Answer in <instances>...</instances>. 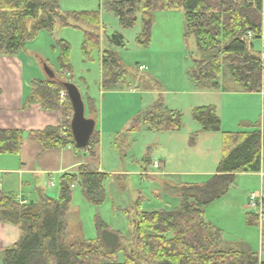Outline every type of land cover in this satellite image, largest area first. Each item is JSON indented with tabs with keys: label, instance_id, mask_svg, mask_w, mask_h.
<instances>
[{
	"label": "trees",
	"instance_id": "1",
	"mask_svg": "<svg viewBox=\"0 0 264 264\" xmlns=\"http://www.w3.org/2000/svg\"><path fill=\"white\" fill-rule=\"evenodd\" d=\"M59 2L0 0V55L17 54L39 31H53L56 26L84 25L83 54L92 48L98 49V14L62 12ZM101 3L116 16L123 29L133 27L140 16L142 31L137 42L142 45L150 40L154 13L182 11L184 39L193 37L198 52V58L192 59L188 70L195 87L219 90L223 70H228L230 81L242 92L263 95L261 120L246 126L245 131L221 132L214 106L194 108L192 119L200 127V133H221V157L215 174L198 185L164 184L162 190L179 201L171 211L145 212L138 203L124 210L131 229L130 240L117 234L119 242L114 248H108L101 240V232L107 230L102 221L96 220L95 240L84 239L79 230L72 233L68 223L71 186L77 185L88 203L101 205L108 174L81 166L77 175L65 174L60 178L57 199L40 194L36 203L26 205L18 204L0 191V222L19 230L18 241L3 252L2 264H261L249 244H226L222 231L205 220L204 209L227 194L238 174L260 171L264 148V0H101ZM255 40H262V52L255 51ZM107 41L111 47H125L119 33H113ZM110 46L100 57L103 91L124 88L128 75ZM68 53V47L62 43L59 72L55 74L49 69L46 79L33 80L25 101L38 103L44 110L60 112L61 124L29 135L46 150L71 147L94 155L99 144V132L95 128L83 148L77 147L71 133L72 108L65 86L72 82L64 75L71 73ZM41 64L45 67L42 61ZM85 98L89 116H93V102ZM132 121L130 133L139 132L142 127L150 131L178 132L182 126L181 114L163 109L160 99L150 109L139 111ZM22 142L21 131L0 130V154H18ZM118 143L116 139L114 145ZM141 161L149 164L146 159ZM144 165L142 170L146 172ZM257 220L256 215H246L249 226H256ZM117 253L123 255L122 263L118 262Z\"/></svg>",
	"mask_w": 264,
	"mask_h": 264
},
{
	"label": "rangeland",
	"instance_id": "2",
	"mask_svg": "<svg viewBox=\"0 0 264 264\" xmlns=\"http://www.w3.org/2000/svg\"><path fill=\"white\" fill-rule=\"evenodd\" d=\"M59 8L60 11L68 13H97L100 21L99 48H92L88 54H83V30L86 29L84 25H80L78 28L56 26L53 31L41 30L35 38L25 42L22 52L25 54L26 51L29 54L26 59L29 64H25V72L27 74L33 73V69L30 67L33 62L36 64V66L33 65V68L35 70L36 67L40 69L42 61L46 67L43 70L46 69L47 72L50 69L57 74L60 70L58 59L61 54L62 43L68 47V62L71 73L66 72L64 75L76 86L83 98L85 118L89 116L85 97L93 102L95 110L93 119L94 117L96 119L95 129L100 131L102 117L105 120L102 132L104 157L107 158V166L109 165V169L114 172L109 174L108 179L104 182L105 200L101 205L88 203L83 198L78 186L72 190L71 211L68 216L69 230L72 233L79 230L84 239L95 240L98 235L96 228V220L98 219L106 225L108 231L118 234L123 239L130 240L131 229L124 210L138 203L140 209L145 212L171 211L176 204V201L162 190L163 186L160 185L159 181L168 180V177L160 175L163 171L154 167L153 161L158 162V158L164 161L168 156L170 159L172 148L178 153L174 156L178 158L185 156L183 158L185 161H193V157L197 155L198 158L202 155L205 156L204 158H208V155L212 153V151L210 153L205 152L201 141L196 149H189L184 144H187L195 127L198 126L192 119L191 112L194 107L192 105H199V102H215L216 99L214 96L192 93L195 91L189 81L187 85L178 88L181 92H168L175 89L176 85L166 79L170 77L167 73L158 70L157 75L164 79L163 81L161 78L153 77L152 79L149 77L147 69H138L140 64L136 63L137 56L135 53L139 52L138 50H156L160 47L165 50H175L177 47H182V52L178 53L182 55L180 61L185 63V65L183 64V76L187 78V71L192 64V59L198 58V52L193 37L184 39L183 34L180 33V18L183 21L182 11L161 13L166 14L162 15L166 17L162 24L160 20L156 19L160 12L154 13V20L156 21L153 22L154 29H151L150 40L147 44L142 45L137 42L142 31L140 16L137 17L133 27L123 29L116 16L103 7L101 0H60ZM115 32L123 36L124 48L111 47L108 44L107 38ZM165 38L168 39L165 40ZM109 46L119 56L128 75L124 88L114 91H100L99 56ZM253 47L255 51H261L262 41H253ZM167 53L173 55L176 51ZM171 62L178 63L179 60L172 59ZM171 67L172 72H176L177 75L179 68H176L175 65ZM160 69L162 70V68ZM179 73L182 75L181 70ZM44 74L48 76L46 73ZM136 76L141 78L133 86L130 79ZM146 78H149V81H144ZM219 83L222 87L233 85L228 70H223ZM144 86L148 87V91L153 92V94L150 92L149 95L141 94L140 91L142 92ZM145 90L147 89L145 88ZM159 99L163 106H174L176 111L181 114L180 132L171 135L168 132H151L142 127L139 132L130 133L128 129L132 125L135 113L139 109L142 111L150 109ZM102 102H104L103 105ZM133 107L140 108L134 110ZM115 138L119 139L117 145H114ZM175 143L178 144L175 146ZM143 155H148L151 163L144 165L141 161ZM219 155V151L216 149L214 159L217 160ZM114 156L117 157V160L114 159L113 162ZM141 165H144L146 172L139 175L137 172L142 170ZM206 179V176H182L178 178V181L201 184ZM261 179L250 175L236 177L234 185L230 187L227 194L208 205L206 214L212 217L214 223L223 229L228 237H246L250 242L254 241L253 243H255L257 237L255 232L257 231L253 227L256 226L246 224L244 218H246L247 213L246 209L243 208L242 210V205H247L251 187H257L258 191L264 190V182L262 183ZM117 260L120 263L123 262L124 257L121 253H117ZM0 264L2 263L0 262Z\"/></svg>",
	"mask_w": 264,
	"mask_h": 264
},
{
	"label": "crops",
	"instance_id": "3",
	"mask_svg": "<svg viewBox=\"0 0 264 264\" xmlns=\"http://www.w3.org/2000/svg\"><path fill=\"white\" fill-rule=\"evenodd\" d=\"M157 13V12H156ZM159 13V12H158ZM166 13L160 12L157 14L158 20L161 24L166 20ZM180 15V14H178ZM162 18V20H161ZM154 20L153 16V22ZM155 23V22H154ZM168 23V22H166ZM183 21L180 18V26L178 21V26L180 28V33L184 36V27L182 28ZM152 29H154L152 24ZM121 35V34H120ZM122 36V35H121ZM123 37V36H122ZM168 38H165L167 40ZM262 41V40H261ZM263 43L261 47L262 52ZM23 51V50H22ZM22 51H19L13 56H3L0 55V130H17L23 133V142L20 147L19 153L16 155L11 154H0V191H3L7 196L13 198L15 202L20 205H26L29 203H36L38 201L40 194H45L46 196L57 199L59 193V181L60 178L65 174L77 175L81 166H89L96 171L104 174H112V169H109L107 166V158L104 157L105 151L103 150V123L105 120H101V128L99 132V144L96 148L95 154L90 155L87 150H74L71 147H65L62 149H51L46 150L42 147L40 142L29 135L32 131H41L47 127H58L61 124V114L58 111L44 110L38 103H27L25 102L29 92L30 84L33 80H44L49 75L46 72V68L40 65V69L36 67L33 68V65L36 66L33 62L30 67L33 69V73L27 74L25 72V64H27V56L29 55L26 51L23 54ZM136 53V63L139 68L148 70L149 77L153 79H160L157 75L158 70L160 72L167 73L172 84L176 85L175 89H172L168 92H181L178 88L183 87L185 84H188V81L192 88L194 89L197 95H210L214 96L215 102H199V105H192L194 108L202 106H214L216 109L217 116L220 119V130L221 132L234 133L239 131L248 130L246 126L259 123L261 120V115L263 112V95L261 93H244L239 87L235 84L231 86L222 87L217 91H208V90H199L195 87L194 83L188 76L187 78L183 76V63L180 61L182 55V47H177L175 50H165L163 47H160L156 50H138ZM173 55H169L167 52H175ZM180 52V53H178ZM102 53V52H101ZM99 56V90L101 88V64ZM25 55V56H24ZM172 59H178V63H172ZM171 62V63H170ZM29 64V63H28ZM176 66L178 69V74L172 72L171 66ZM192 66V64H191ZM190 66V67H191ZM189 67V68H190ZM138 68V69H139ZM162 68V70L160 69ZM140 69V70H141ZM179 70L182 71V75L179 73ZM45 75V76H44ZM172 75V76H171ZM135 78V79H133ZM130 79L133 86L140 81L141 77H133ZM150 78V79H151ZM162 79V78H161ZM149 81V78H146L144 81ZM164 81V79H162ZM129 82V84H130ZM142 88V94L149 95L148 87L144 86ZM138 89V87H136ZM119 90V89H114ZM113 90V91H114ZM226 97V98H224ZM235 97H240L236 98ZM227 99V100H226ZM233 99V100H230ZM225 101V102H224ZM104 102H102L103 105ZM163 105V104H162ZM196 106V107H195ZM140 108V107H133ZM176 107H165L163 109L169 111H176ZM192 109V110H193ZM138 110L135 114H137ZM135 116V115H134ZM133 116V118H134ZM88 118H93V116H88ZM94 124L96 126V119L94 117ZM94 126V128H95ZM145 128V127H143ZM146 129V128H145ZM200 127H195L191 138L188 140L187 145L189 149H196L198 144L202 143L205 152L210 153L208 158L205 156L198 158L194 156L193 161H185L183 158L175 157L174 154L176 151L172 148L170 159L169 156L165 158L164 161L158 158V162L162 166V171L160 175H165L168 177V180L159 181L160 185H180V184H192V183H182L178 181L179 177H200L206 176V181L215 174L217 165L221 157V133H200ZM147 130V129H146ZM150 131V130H148ZM151 132H165V131H151ZM178 132H168L171 135ZM114 134V133H112ZM118 134V132H117ZM118 136V135H117ZM116 139V138H115ZM115 142V140H114ZM178 143H175V146ZM179 146V145H178ZM219 151V158L215 160V150ZM264 148L261 150V162H260V171L258 173H241L237 177L243 175H250L252 177L262 178V183L264 182V158H263ZM155 155V154H154ZM206 155V154H205ZM144 156V155H143ZM161 156V155H160ZM112 158L117 160V157ZM161 158V157H160ZM192 158V159H193ZM142 159L148 160L149 156H144ZM180 159V160H179ZM191 159V160H192ZM156 162V161H155ZM153 161V163H155ZM114 173V172H113ZM143 172H137L141 175ZM205 181V182H206ZM163 183V184H161ZM204 183V182H203ZM198 185V183H196ZM202 184V183H201ZM77 186V185H76ZM76 186L74 188H76ZM73 188V189H74ZM250 193L261 192L264 199V190H257V187H251ZM249 193V194H250ZM176 201L175 206L178 205L179 201L175 197H170ZM248 202V201H247ZM209 207V206H207ZM204 209V218L208 223H211L215 227L219 228L222 231V238L226 244L234 245L238 242H244L250 245V247L258 254V259L261 264H264V219L257 220L256 227H253L257 232L256 241H252L246 237H228L225 235L223 229L218 227L212 219L206 213ZM264 207V206H263ZM246 209V213L253 214L248 208V204L243 206L242 210ZM249 209V210H248ZM246 221V218H244ZM245 223V222H244ZM248 227V226H247ZM19 239V230L16 226L9 223L0 222V262L2 263V254L5 250L14 245Z\"/></svg>",
	"mask_w": 264,
	"mask_h": 264
},
{
	"label": "water",
	"instance_id": "4",
	"mask_svg": "<svg viewBox=\"0 0 264 264\" xmlns=\"http://www.w3.org/2000/svg\"><path fill=\"white\" fill-rule=\"evenodd\" d=\"M47 73L50 74V71H47ZM65 91L72 108L70 129L73 140L77 147L83 148L88 143L95 124L92 119L85 118L84 103L76 86L72 83L66 84ZM100 236L101 240L108 248L116 247L119 242V236L108 230H103Z\"/></svg>",
	"mask_w": 264,
	"mask_h": 264
},
{
	"label": "built area",
	"instance_id": "5",
	"mask_svg": "<svg viewBox=\"0 0 264 264\" xmlns=\"http://www.w3.org/2000/svg\"><path fill=\"white\" fill-rule=\"evenodd\" d=\"M141 68H139L140 70ZM264 79V74H263ZM64 92L60 94L61 101L64 100ZM156 168H161V165L159 162H155L153 164ZM74 188V185L71 186ZM248 208L253 211V213L258 217V219L263 220L264 219V199L262 197L261 192H253L248 195Z\"/></svg>",
	"mask_w": 264,
	"mask_h": 264
}]
</instances>
